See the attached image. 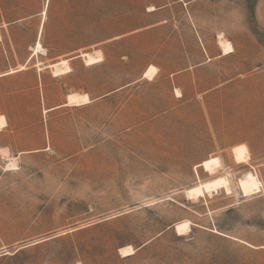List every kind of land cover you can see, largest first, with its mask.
I'll return each instance as SVG.
<instances>
[{
	"label": "rangeland",
	"instance_id": "374dc122",
	"mask_svg": "<svg viewBox=\"0 0 264 264\" xmlns=\"http://www.w3.org/2000/svg\"><path fill=\"white\" fill-rule=\"evenodd\" d=\"M0 117V264H264V0H0Z\"/></svg>",
	"mask_w": 264,
	"mask_h": 264
},
{
	"label": "bare ground",
	"instance_id": "6f19581e",
	"mask_svg": "<svg viewBox=\"0 0 264 264\" xmlns=\"http://www.w3.org/2000/svg\"><path fill=\"white\" fill-rule=\"evenodd\" d=\"M45 12L43 11L42 14ZM222 36V35H221ZM218 45L221 49L222 55H228L231 53V46L229 43L221 39L219 37L218 39ZM39 49V43H37L36 50ZM83 58L85 60V63L91 64V63H97L101 60L100 53L93 54V58L90 55L84 54ZM54 76L57 74H62L67 72L68 67L66 61L58 62L54 65H51L49 67ZM156 73V69L153 66L148 67V69L143 74V78L151 79ZM89 102V99L87 95H68L67 96V102L64 106H79L83 104H87ZM47 112V111H46ZM6 126V122L4 120V117H0V129ZM232 154L234 157V160L237 163L246 162L248 158L247 151L244 146H237L232 150ZM14 161L11 159L10 164L7 166L8 168H14ZM201 166L204 167L206 171H212L213 169L220 168L219 162L216 159L208 160L204 162ZM222 174V173H221ZM260 182L257 179V177L251 173L245 175L243 179L239 181V188L240 191L247 197L249 195L255 194L260 191ZM219 189H225L226 191H229V183L228 179L226 177H219L215 178L213 180H210L208 182L199 183L195 187L189 188L186 191L187 197L190 198H197L202 197L205 194H210L212 192H216ZM176 232L179 234L182 231H185L189 229V223L187 222H181L175 225ZM133 253V250L130 247H125L120 250V255L122 257L130 255Z\"/></svg>",
	"mask_w": 264,
	"mask_h": 264
}]
</instances>
